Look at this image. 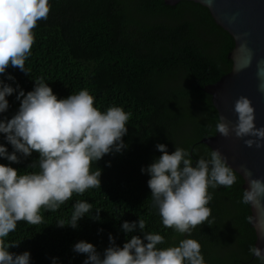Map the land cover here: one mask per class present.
Wrapping results in <instances>:
<instances>
[{"label":"trees","instance_id":"obj_1","mask_svg":"<svg viewBox=\"0 0 264 264\" xmlns=\"http://www.w3.org/2000/svg\"><path fill=\"white\" fill-rule=\"evenodd\" d=\"M47 19L38 20L32 29L34 42L25 60L27 73L8 66L6 73L25 92L37 77L45 82L57 98L85 88L94 97V106L103 111L118 105L130 113L127 132L121 137L127 145L119 153H108L95 161L90 170L100 169L99 187L86 189L55 211L41 209L42 222H17L5 239L16 243L9 251H29L30 264H81L85 255L71 245L79 240L90 242L98 252L108 246V234L117 246L130 235H142L138 229L125 234L122 221L144 219L146 232H159L165 241L161 247L175 244L187 234L176 233L162 225L152 205L147 166L160 152L156 143H164L170 153L174 146L187 148L193 161L211 149L201 143L213 136L217 111L211 96L203 92L230 72L227 58L234 41L215 23L207 8L191 1L174 6L163 0H49ZM0 79H5L0 74ZM16 93L6 96L8 108L0 113L10 118L19 106ZM8 151L11 145L3 140ZM195 149V153H191ZM38 156L12 163L0 158L20 172ZM236 173V172H235ZM230 187L209 188L212 199L209 219L192 229L191 237L200 243L206 264H257L248 252L254 245L255 232L245 217L250 207L241 204L242 178ZM86 200L92 215L99 209V220L84 216L78 227H59L57 219L67 221L72 202ZM97 229L102 231L97 232Z\"/></svg>","mask_w":264,"mask_h":264},{"label":"clouds","instance_id":"obj_2","mask_svg":"<svg viewBox=\"0 0 264 264\" xmlns=\"http://www.w3.org/2000/svg\"><path fill=\"white\" fill-rule=\"evenodd\" d=\"M49 0H0V113L6 112V96L16 93L19 106L10 118L0 116V134L11 145L8 151L0 143V158L18 163L33 151L37 158L26 168L35 171L20 172L9 164L0 163V264H30L29 251L10 252V245L16 243L5 239L15 230L18 221L28 224L42 222L41 209L55 211L68 201L73 193L83 194L86 189L99 187L100 169L90 166L103 155L119 153L127 145L121 137L127 132L126 122L130 113L118 105H110L101 111L94 106V97L82 88L67 97L57 98L44 78L37 77L31 90L25 92L19 84L15 87L5 80L15 82L6 73L8 66H14L27 73L25 60L30 55L34 42L32 29L38 20L47 19ZM252 60L249 50L247 59L240 67H247ZM258 91L264 93V61H257ZM236 121L229 127L224 117L217 115L215 132L222 137L230 134L243 140L246 146L260 149L264 142V125L255 126V114L250 100L239 96L233 102ZM160 152L146 167L147 187L151 202L160 217L162 225L176 233L187 234L175 244H164L165 238L159 232H146L144 219L122 221L120 229L130 234L138 229L142 235H130L122 246L114 243L108 234V246L98 252L94 245L79 240L71 245L76 253H83L81 264H206L200 252V243L191 237L192 229L209 219L212 199L209 188L230 187L237 180L234 170L226 163L218 150L211 149L204 156L192 160L187 148L174 146L170 153L164 143H156ZM192 149L191 153H195ZM247 188L242 189L240 203L254 207L257 217L248 215L245 221L253 223L264 233V178L253 177L245 169ZM67 221L60 218L56 225L76 229L78 220L89 216L99 220V209L93 216L92 205L86 200L72 202ZM102 231L97 229V232ZM248 252L257 264H264V247L249 245ZM51 264H59L52 257Z\"/></svg>","mask_w":264,"mask_h":264},{"label":"water","instance_id":"obj_3","mask_svg":"<svg viewBox=\"0 0 264 264\" xmlns=\"http://www.w3.org/2000/svg\"><path fill=\"white\" fill-rule=\"evenodd\" d=\"M164 4L174 6L180 1H191L207 8L217 25L229 33L234 47L227 58L232 62L230 72L214 84L206 85L203 92L211 96L217 115L231 125L236 121L233 102L241 95L246 96L254 109L255 126L264 125V93L258 91L257 61H264V0H163ZM251 51L252 60L247 67H240ZM230 134L222 137L219 133L202 138L201 143L210 149L218 150L226 163L243 180L242 189L247 188V169L253 177L264 178V142L260 149L246 146L243 140ZM264 205V196L261 198ZM250 215L257 217V210L250 206ZM264 219V215L260 216ZM255 232L254 246L264 247V233L250 224ZM255 258L254 256H252Z\"/></svg>","mask_w":264,"mask_h":264}]
</instances>
